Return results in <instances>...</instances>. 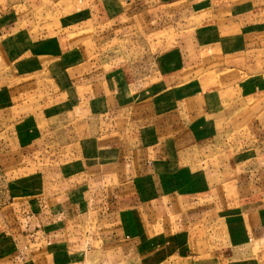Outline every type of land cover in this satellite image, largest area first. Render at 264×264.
<instances>
[{
    "label": "crops",
    "instance_id": "obj_1",
    "mask_svg": "<svg viewBox=\"0 0 264 264\" xmlns=\"http://www.w3.org/2000/svg\"><path fill=\"white\" fill-rule=\"evenodd\" d=\"M1 1L5 9L0 12V52L6 58L11 77L24 79L32 74L31 70H45L47 66L49 80L53 83L58 82L63 88L74 85L67 92L63 89L59 95L70 101L68 104L76 106L79 112L77 122L70 129L75 133L73 158L64 160L56 172H48L45 176L54 182L51 188H45V192L39 194L29 195L27 192L29 199L19 207V222L20 234L28 246L25 252L18 250L17 242H14L16 238H13L11 242L15 250L12 252L21 256L24 264H82L86 258L96 260L97 264H122L130 257L136 258L139 264L142 260L145 264H151L150 261L159 262L155 264H264V174L258 175L256 184L249 182L248 190L247 187L241 189L244 193L234 206L220 208L217 217L206 223L208 230L212 228L213 233L225 238L228 219L237 221L231 243L219 246L214 255H210L207 248L209 231L204 230L206 238L200 243L199 239L197 241L200 234L195 236L194 229H191L197 222L204 226L203 206L188 214L190 207L185 204L180 210L176 202L185 195L206 191L208 181L204 166L203 172H197L199 168L193 167L192 162L184 164V168L179 166L187 150L204 146L198 139L205 137V133H212V130L192 124L195 120L192 102L189 104V107L193 106L191 109L188 102L183 107L181 97L188 93L192 95V92L177 89L180 80L172 83L167 80L168 76L160 79L157 68L150 76L154 80L139 81L136 85L123 80L122 89L112 95L103 92L104 88L109 89L105 87L107 80H54L59 75L63 79L66 70L80 68L84 58L81 47L68 46L62 37L45 42L44 32L38 37L40 47L19 48L18 45L30 37V29L20 24L15 26L16 22L8 15L10 8L16 1L18 6H29L30 2L37 0ZM50 1L45 0V3ZM54 1L59 3L62 0ZM240 3L241 0H89V7L90 18L96 21V25L122 20L124 26L130 21L143 20L154 31H163L164 28L166 35L189 34L191 47L194 46L195 31L204 39L202 51L206 44L210 46L217 38L220 51L259 53L264 50V40L259 45V37L264 36V3L254 4L252 0L244 7ZM193 19L199 21L192 25ZM27 20L29 22L31 18L27 17ZM19 22H23V18H18ZM234 35L237 38L235 43L232 41ZM249 35L253 41L247 40ZM177 46L164 51H174ZM249 62L245 65L247 68H258ZM232 68L230 62L223 65L224 70ZM259 73H249L255 77L244 83V93L251 94L259 87L264 88L256 77ZM47 83L42 80V84ZM5 101L13 102L8 104L7 110L17 116L14 112L17 105L6 92L0 94V110ZM136 102L142 105L139 117H151L152 123L144 121L131 130L136 135L133 141H102L98 136H92L101 127L96 120L98 116L108 113L113 117L125 116ZM205 105L208 107L201 104L203 114L210 110V104L205 102ZM81 126H84L83 130ZM115 130L109 128L106 132L115 133ZM178 137L184 141H178ZM184 209L185 216L181 217ZM187 223L190 224L185 225Z\"/></svg>",
    "mask_w": 264,
    "mask_h": 264
},
{
    "label": "rangeland",
    "instance_id": "obj_2",
    "mask_svg": "<svg viewBox=\"0 0 264 264\" xmlns=\"http://www.w3.org/2000/svg\"><path fill=\"white\" fill-rule=\"evenodd\" d=\"M251 1L241 0V7ZM253 1L254 4L264 3V0ZM17 2L10 8L11 13L8 14L12 16L10 20L16 22L15 26L20 24L21 27L30 29V37H27V41L21 46L17 44L19 48L29 46L35 48L37 45L40 47L38 37L45 32L43 39L45 42L62 37L68 46L77 45L82 49L84 58L80 68L66 70L63 79L59 75L58 79L54 80H107L105 87L109 89L104 88L103 92L112 95L122 89L123 80L135 85L139 81L154 80L150 76L157 68L160 79L168 76L167 80H172V83L180 80L176 88L192 92V95L188 93L181 97L184 101L183 107L186 106V102L188 107L192 102L195 107L193 111L195 120L192 124L199 126L200 129L212 130V133H205V137L198 139L204 146L187 150L186 157L181 158L179 166L192 162L193 167L199 168L197 172L202 171L204 166L208 181L205 184L206 191L185 195L176 202L181 207L180 210L187 204L190 207L188 214H193L190 211L203 206V217L206 218L204 226L197 222L195 228L191 229H194L195 236L200 234L201 237L197 238L200 243L206 238L204 230L209 231L210 244L207 248L210 255L217 253L219 246L231 243L234 235L232 231L235 229L233 227L237 225L234 218H231V221L228 219L225 225V238L213 233L211 226L208 230L206 223L217 217L221 212L220 208L234 206L236 200L241 199V194L244 193L241 189L247 187L248 190V183L256 184L255 179L258 175L264 174V88L259 87L258 91L255 89L251 94L243 92L244 83L249 81L247 79L255 77L249 73L261 72L256 77L262 81L260 85H264V50H260L259 53L243 50L236 53L223 52L217 47L219 41L215 38V41H212L214 44L212 42L213 45L206 44L205 50L202 51L204 39L195 31L194 46L191 47L188 42L191 39L189 34L166 35L167 30L164 28L163 31H154L143 20L130 21L124 26L122 20H111L103 25L101 23L96 25V21L90 18L89 0H62L60 4L54 0L48 3H45V0H37L29 1V6L26 4L18 6ZM125 6L128 8L126 4ZM4 7L0 0V12L5 9ZM223 13H226V10ZM27 17L31 18L29 22ZM18 18H23V22L17 23ZM198 21L193 19L192 25ZM164 24L163 22L162 25ZM115 27L118 29L113 30ZM58 34H61L60 37ZM250 36H246L247 40L253 41ZM236 39L234 35L233 43L237 42ZM259 39L261 45L264 36ZM185 42H188L186 43L188 47H185ZM176 45L178 46L173 49L174 51H164L168 47L175 48ZM208 48L210 50H207ZM53 53L54 51L50 52L51 55ZM5 61L4 54L0 52V94L5 92L11 94L14 104L17 105L14 111L17 116H12L7 110L8 104L11 105L12 101L10 103L5 101V104L3 102L0 110V233L3 232L1 235L5 237L0 239V257H4L0 264H24V259L12 252L15 246L11 242L16 238L14 240L17 242L16 247L23 252L28 246L20 234L19 207L29 199L26 197L27 192L29 195L39 194L41 191L45 192V188H51V183L54 182L45 179V176H48V172H56L58 165L63 164L64 160L73 158L75 133L70 129H73L72 125L77 122L79 112L76 106L68 104L70 101L61 99L59 95L63 89L67 92L74 85H66L63 88L58 82L53 83L49 80L51 76L47 74L49 70L47 66L45 70L37 68L31 70L32 74L25 76L27 78H12ZM229 62L233 68L224 70L223 65ZM248 62L257 65L258 68H247L245 65ZM42 80L49 83L42 84ZM205 102L210 104L207 114H203L201 110V104L208 107ZM146 107L148 108V104ZM141 108L142 105L136 102L132 103L131 111L125 116L113 117L110 113L98 116L96 120L101 127L98 133L92 136L96 135L102 141L121 139L133 141L136 135L131 130L141 126L144 121L147 124L152 123L151 117L145 119L139 117ZM180 122L181 119L178 123ZM109 125V128L116 129L115 133L106 132ZM81 128L83 130L84 126ZM83 135L82 133L81 136ZM177 140L184 141L180 140V137ZM184 167L186 166L181 168ZM186 209L181 212V217L185 216ZM146 219L147 216L144 220ZM182 226L185 227L184 224ZM95 261L86 258L82 264H97ZM156 262L158 261L149 263ZM122 264L139 263L136 258L134 260L130 257ZM142 264H145L143 260Z\"/></svg>",
    "mask_w": 264,
    "mask_h": 264
}]
</instances>
